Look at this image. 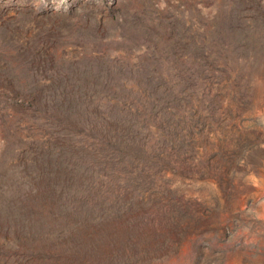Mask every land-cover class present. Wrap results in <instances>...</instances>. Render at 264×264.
Here are the masks:
<instances>
[{
    "label": "rangeland",
    "instance_id": "rangeland-1",
    "mask_svg": "<svg viewBox=\"0 0 264 264\" xmlns=\"http://www.w3.org/2000/svg\"><path fill=\"white\" fill-rule=\"evenodd\" d=\"M0 264H264V0H0Z\"/></svg>",
    "mask_w": 264,
    "mask_h": 264
}]
</instances>
